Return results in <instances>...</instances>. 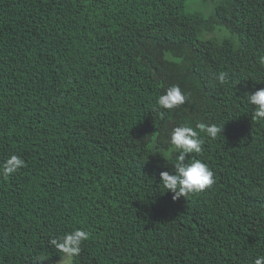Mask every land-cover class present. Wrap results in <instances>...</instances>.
Masks as SVG:
<instances>
[{
    "label": "trees",
    "instance_id": "1",
    "mask_svg": "<svg viewBox=\"0 0 264 264\" xmlns=\"http://www.w3.org/2000/svg\"><path fill=\"white\" fill-rule=\"evenodd\" d=\"M190 1L0 0V163L25 162L0 176V264H55L49 239L76 228L72 264L264 255V121L245 95L264 88V0ZM172 85L187 99L161 117ZM184 123L224 126L189 154L214 183L173 201L159 173Z\"/></svg>",
    "mask_w": 264,
    "mask_h": 264
},
{
    "label": "clouds",
    "instance_id": "2",
    "mask_svg": "<svg viewBox=\"0 0 264 264\" xmlns=\"http://www.w3.org/2000/svg\"><path fill=\"white\" fill-rule=\"evenodd\" d=\"M226 76L225 72L219 73L217 80L221 85L226 83ZM245 95L247 103L254 106L252 119L258 122L264 121V88ZM186 99L187 95L181 88L178 85H172L157 98L154 110L159 111L162 117L165 113L160 110H174L183 105ZM223 126L224 124L197 123L195 127H192L184 123L171 130L169 144L173 146L176 156L172 170L159 173V184L166 193L172 194L173 201L201 192L214 183L213 171L200 159H189V154L202 152L203 137L216 139L222 136ZM24 166L25 162L19 155H10L3 163H0V176L7 178ZM89 238L88 231L76 228L51 237L48 243L62 253L71 264V261L81 254L82 246ZM253 264H264V255L258 256Z\"/></svg>",
    "mask_w": 264,
    "mask_h": 264
},
{
    "label": "rangeland",
    "instance_id": "3",
    "mask_svg": "<svg viewBox=\"0 0 264 264\" xmlns=\"http://www.w3.org/2000/svg\"><path fill=\"white\" fill-rule=\"evenodd\" d=\"M217 1L218 0H191L190 2H188L187 10L199 11L203 15H208L211 12L214 3H216ZM223 33L225 36H229V34L226 31H223ZM222 36L223 34L221 32L220 33L213 32L212 34L207 35V37H213V38H220ZM55 264H69V262L67 261L66 258L63 257L59 262Z\"/></svg>",
    "mask_w": 264,
    "mask_h": 264
}]
</instances>
